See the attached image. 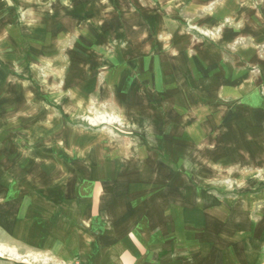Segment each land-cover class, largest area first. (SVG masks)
<instances>
[{"label": "crops", "instance_id": "obj_1", "mask_svg": "<svg viewBox=\"0 0 264 264\" xmlns=\"http://www.w3.org/2000/svg\"><path fill=\"white\" fill-rule=\"evenodd\" d=\"M240 1L232 0L231 33L221 36L230 50L214 62L230 67L237 145L240 134L250 138L240 122L252 130L250 115L264 114V97L256 96L264 90V0ZM29 2L39 25L70 27L42 31L39 52L71 56L70 71L89 77L65 82L62 90L71 93L25 103L39 107L25 112L32 122L25 129L38 134L0 160L9 171L0 175V264H209L207 243L192 242L194 227L184 224L191 221L190 196L181 195L176 209L170 167L192 136L209 134L187 108L193 87L207 89L206 45L193 44L186 32L150 31L142 0ZM259 127L264 136V122ZM261 230L249 238L246 264H264ZM212 250L221 256L213 264H228L239 249Z\"/></svg>", "mask_w": 264, "mask_h": 264}, {"label": "rangeland", "instance_id": "obj_2", "mask_svg": "<svg viewBox=\"0 0 264 264\" xmlns=\"http://www.w3.org/2000/svg\"><path fill=\"white\" fill-rule=\"evenodd\" d=\"M142 1L141 10L150 31L151 27L158 26L153 32L189 33L193 44L199 45L201 41L208 51L207 89L193 87L187 108L190 119L200 121L197 124L202 130L206 127L209 134L207 138L192 136L190 143L183 147L184 153L177 155L175 163H170V167L176 168V209L180 208L181 195L190 196L186 207L192 210L191 221L184 224L194 227L192 242L207 243L209 264L221 258L212 250L220 244L239 249L238 255L229 254L228 264H233L238 256L240 263L246 264L249 238L262 232L264 225V136L259 127L264 122V114L257 110L250 115L255 122L252 130L248 129L247 121L240 122L239 131L250 138L240 134L237 145V139L232 137L233 90L227 73L230 67L219 69L214 65L221 52L230 50L221 36L231 33L232 0ZM240 2L254 5L262 0ZM33 11L37 10L32 9L29 0H0V160L17 148L29 147L31 144L25 142V136L38 134L33 126L25 129L26 124H32L25 118V112L33 113L39 108L26 106L25 103H30L28 99L61 97L72 92L62 90L65 82L84 81L89 77L70 71L69 65L76 60L71 56L54 57L55 52L50 50L48 55L39 52L41 43L37 36L42 31L70 33V27L41 26L38 19L31 17ZM242 11L248 10L244 7ZM65 21L64 18L58 23ZM227 77L229 82L225 81ZM247 92L241 89L240 96H247ZM257 95L264 97L262 86ZM238 146L239 153L235 150ZM248 146L252 153L247 152ZM8 172L0 169L1 176ZM174 222L179 226L181 218L176 217ZM196 227L202 230H195Z\"/></svg>", "mask_w": 264, "mask_h": 264}]
</instances>
